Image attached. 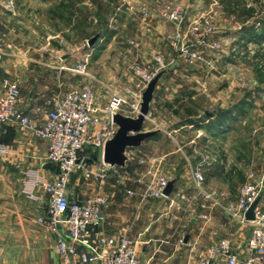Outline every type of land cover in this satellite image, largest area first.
Instances as JSON below:
<instances>
[{"label": "crops", "instance_id": "crops-1", "mask_svg": "<svg viewBox=\"0 0 264 264\" xmlns=\"http://www.w3.org/2000/svg\"><path fill=\"white\" fill-rule=\"evenodd\" d=\"M0 23L4 25L1 17ZM158 31L154 30V37L145 39L136 50L145 61L150 60L154 51L149 46L150 41L160 39ZM24 37L18 29L0 28V92L4 90V80L15 82L20 91L18 109L39 125L52 99L79 86L80 76L62 72L53 77L45 67L56 63L30 56L31 46L21 41ZM67 60L68 57H63L60 63L66 64ZM116 63V59L110 61V64ZM167 68L157 81L142 126L144 131L156 132L139 146L129 147L144 155L142 171L138 172L134 159L128 157L124 166H115L116 174L103 180L85 178L79 171L74 172L67 188L69 196L85 200L98 193L108 194L105 221L93 230L115 241L125 232L142 264H199L206 248L222 237L231 239L236 264H264V259L247 263L251 255L246 247L250 225L226 210L227 204L237 201L239 188L245 181V169L240 168L246 164L249 169L260 172L264 170V159L261 163L256 153L245 157L244 149H249L248 144L237 137L227 139L231 127L227 126L226 114H222V96H161L174 69L172 65ZM95 94L99 105L106 102L108 96H101L99 89H95ZM199 98L205 100L204 104L207 101L219 108L215 113L209 112L204 104H196ZM185 103L193 109H181ZM162 110L168 113L163 114ZM222 121L223 125L213 128L214 123ZM215 136L226 139L216 147L221 149L220 158L204 156L205 166L211 165L208 173L203 175L205 169L200 162L197 165L203 175L200 188L195 186L193 177L190 180L187 176L188 171L177 172L172 176L174 186L164 205H149L148 198H141L144 184L150 178L149 170H157L155 166L160 165L161 160H164L163 165L166 161H170L171 166L179 165L182 158L189 159L183 152L187 144L194 149L202 145L211 148L219 139ZM256 145L258 147L259 143H251L250 149H257ZM47 146V140L36 138L30 130L20 131L10 124L0 127V264H55L58 261L54 235L37 221L47 207L46 195L39 186L31 185L35 173L47 178L56 176L57 167L46 159ZM165 147L170 151L163 153L161 150ZM129 148L125 150L128 156ZM98 162L96 157L87 164L95 166ZM192 185L196 189L190 188ZM127 190L133 193L128 194ZM216 264L227 263L218 260Z\"/></svg>", "mask_w": 264, "mask_h": 264}, {"label": "rangeland", "instance_id": "rangeland-1", "mask_svg": "<svg viewBox=\"0 0 264 264\" xmlns=\"http://www.w3.org/2000/svg\"><path fill=\"white\" fill-rule=\"evenodd\" d=\"M0 17L4 22L0 28L23 32L21 41L31 46L30 56L56 63L45 67L53 77L62 72L78 74L81 86L88 77L73 69L85 64V72L92 76L93 87L100 90L101 96H108L111 90L126 93L135 84L132 66L141 64L154 71L155 59L160 57L164 67H174L161 96H222V114H226L227 126L231 127L227 139L237 137L248 144L244 156L256 153L262 163L264 0H13L9 7L0 0ZM154 30H159L160 39L150 41L154 51L145 61L136 50L145 39L154 37ZM94 35L97 38L89 45ZM63 57H68L66 64L60 63ZM114 59L118 63L110 64ZM204 103L203 98L196 99V104ZM185 104L181 109H193ZM204 105L209 112L219 108L207 101ZM224 123H214L213 128ZM225 139H216L217 145L212 143L211 148L202 145L194 149L187 144L183 152L189 159L181 157L177 166H171L170 161L163 165L161 160L155 168L170 178L174 173L188 171L191 180V171L200 162L204 175L211 170V165L205 166L204 156L220 158L221 149L216 147ZM253 142L259 143L257 149H250ZM167 148L161 151L167 153ZM127 151L135 161L134 167L142 171L145 163L140 160L144 155L134 148ZM242 169L245 181L249 173L264 174V170L249 169L246 164ZM190 188L196 189L194 185ZM165 200L166 197L148 198L147 202L164 205Z\"/></svg>", "mask_w": 264, "mask_h": 264}, {"label": "built area", "instance_id": "built-area-1", "mask_svg": "<svg viewBox=\"0 0 264 264\" xmlns=\"http://www.w3.org/2000/svg\"><path fill=\"white\" fill-rule=\"evenodd\" d=\"M5 6L13 0H4ZM175 18L176 16L172 14ZM157 65L150 71L141 64L132 66L135 84L126 93L111 90L106 102L99 105L91 78L85 72V64H78L73 70L86 75L88 81L66 92L62 97L54 98L39 125L18 109L20 91L15 82L4 80V90L0 92V127L3 124L15 126L20 131L30 130L36 138L48 142L46 159L57 167L56 176L47 178L33 174L32 186H39L47 198V207L37 221L53 235L58 261L55 264H142L134 251L132 242L125 232L115 241L111 236L100 235L93 230L105 221L104 208L109 204L110 196L98 193L85 200L72 199L67 191L70 177L80 172L85 178L103 180L117 173L114 165L103 162L102 152L105 142L110 139L117 125L112 116L121 113L136 116L140 108L141 94L155 73L165 68L160 57ZM65 68V67H64ZM95 153L99 162L88 166L90 155ZM126 154V152H125ZM127 158L128 156L126 154ZM141 163L144 159L141 158ZM150 178L145 182L141 198L158 199L167 181L171 179L165 172L148 171ZM192 177L198 188L203 182L200 166L192 170ZM132 194V190H127ZM257 198L254 218H245V212ZM226 210L242 223L250 225L246 247L251 255L247 263L264 259V174L249 173L240 186L237 201L229 203ZM224 260L227 264H236L237 255L232 241L228 237L219 238L208 246L199 260V264H216Z\"/></svg>", "mask_w": 264, "mask_h": 264}, {"label": "water", "instance_id": "water-1", "mask_svg": "<svg viewBox=\"0 0 264 264\" xmlns=\"http://www.w3.org/2000/svg\"><path fill=\"white\" fill-rule=\"evenodd\" d=\"M97 38V35L92 36L88 40V44L91 45ZM168 70L167 67L158 70L152 79L146 84L142 94L140 108L136 116H128L121 113H115L112 116L113 122L117 125V129L114 135L108 139L103 148L102 160L104 163L114 166H124L127 156L125 154L126 148L137 147L141 142L153 135L155 130H142L143 122L149 111V103L152 99L153 92L157 81L161 75ZM97 155L92 153L90 159H95ZM175 178H171L167 181L162 193L165 197H168L173 189ZM257 198L250 204L245 212V218L251 220L254 218V207L258 202Z\"/></svg>", "mask_w": 264, "mask_h": 264}]
</instances>
